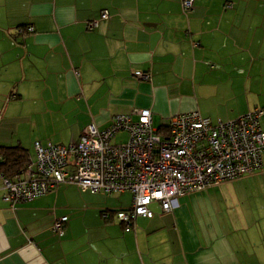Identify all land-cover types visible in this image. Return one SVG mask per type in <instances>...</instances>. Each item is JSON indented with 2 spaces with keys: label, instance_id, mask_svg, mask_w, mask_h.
Returning <instances> with one entry per match:
<instances>
[{
  "label": "crops",
  "instance_id": "crops-1",
  "mask_svg": "<svg viewBox=\"0 0 264 264\" xmlns=\"http://www.w3.org/2000/svg\"><path fill=\"white\" fill-rule=\"evenodd\" d=\"M25 26L34 32L18 35ZM137 109L157 130L194 111L212 122L264 111V0H195L190 11L182 0H0V147L33 163L36 142L76 144ZM263 172L245 178L264 184ZM3 187L0 175V264H264V189L249 213L224 211L236 195L214 187L170 212L153 204V218L126 228L115 213L129 192L63 184L12 207Z\"/></svg>",
  "mask_w": 264,
  "mask_h": 264
},
{
  "label": "built area",
  "instance_id": "built-area-1",
  "mask_svg": "<svg viewBox=\"0 0 264 264\" xmlns=\"http://www.w3.org/2000/svg\"><path fill=\"white\" fill-rule=\"evenodd\" d=\"M195 0H182L185 11ZM107 11L101 20L107 19ZM99 21L91 22L90 29ZM17 34L33 33L32 26ZM138 78L147 76L137 73ZM262 109L234 121L212 122L194 111L169 119L163 130L153 126L152 113L137 109L113 116L108 127L89 125L76 144L35 143V160L24 177L4 178L3 200L15 207L60 187L74 184L91 194L133 195L129 208L115 213L131 228L139 217L153 218L151 205L163 212L175 208L187 193L204 191L264 171ZM104 219L110 217L103 213ZM68 217L57 219L53 231L64 235Z\"/></svg>",
  "mask_w": 264,
  "mask_h": 264
},
{
  "label": "rangeland",
  "instance_id": "rangeland-1",
  "mask_svg": "<svg viewBox=\"0 0 264 264\" xmlns=\"http://www.w3.org/2000/svg\"><path fill=\"white\" fill-rule=\"evenodd\" d=\"M264 173V172H263ZM258 176H256V180H249V178H242L240 180L231 181L223 184L222 186H217V189H221L222 191H228L231 192L233 196L236 195V198H230L227 199L221 208L226 211L227 209H231L234 204H237L244 209L245 213H249L248 208L254 207L255 204H253L254 200L252 196H256L258 192H260L262 189H264V184L262 182H259L257 179ZM74 185V184H73ZM77 186V185H75ZM80 190H82L79 186H77ZM213 189V188H211ZM216 189V188H215ZM216 189V190H217ZM88 195L91 193L86 192ZM153 207H156V205H153Z\"/></svg>",
  "mask_w": 264,
  "mask_h": 264
},
{
  "label": "trees",
  "instance_id": "trees-1",
  "mask_svg": "<svg viewBox=\"0 0 264 264\" xmlns=\"http://www.w3.org/2000/svg\"><path fill=\"white\" fill-rule=\"evenodd\" d=\"M28 151L21 147H0V175L3 178L14 180L19 177L30 165Z\"/></svg>",
  "mask_w": 264,
  "mask_h": 264
}]
</instances>
